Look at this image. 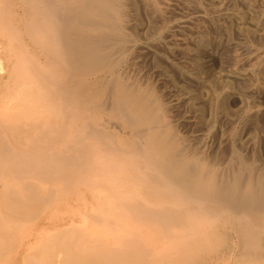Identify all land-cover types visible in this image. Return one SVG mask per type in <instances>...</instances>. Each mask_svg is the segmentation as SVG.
<instances>
[{"label":"bare ground","instance_id":"1","mask_svg":"<svg viewBox=\"0 0 264 264\" xmlns=\"http://www.w3.org/2000/svg\"><path fill=\"white\" fill-rule=\"evenodd\" d=\"M176 1L188 11L168 28L204 11L202 0H141L151 39L164 41L154 22ZM139 2L0 0V264H264L263 157L244 152L237 127L224 164L210 157L199 134H181L153 85L124 75L135 64L127 55L140 39L130 11L137 18ZM238 9L190 35L187 74L210 92L200 100L185 87L184 98L202 126L237 115L259 131L261 111L229 105L247 84L201 59L213 40L225 51L250 48L259 31ZM262 19L249 22L260 29Z\"/></svg>","mask_w":264,"mask_h":264},{"label":"rangeland","instance_id":"2","mask_svg":"<svg viewBox=\"0 0 264 264\" xmlns=\"http://www.w3.org/2000/svg\"><path fill=\"white\" fill-rule=\"evenodd\" d=\"M135 1L137 2L140 1L139 3L141 5L143 4L142 6L140 5L139 7L137 18H135L136 11L133 8L132 10H130L131 14L133 13L132 14L133 20H131L132 26L136 27V31L138 32L137 34H139L138 38L140 36V39L139 40L137 39L138 40L137 45L133 47L132 53L127 55L129 63L135 62L134 67L131 69L127 68V70L124 72V75L131 77L132 80L138 79L142 83H145V84L149 83L153 85L156 91L160 95H162L163 99L167 102V105L170 108L169 115L171 114V120L174 119V122H176L175 124L177 125V128L181 132V134L185 135L188 138H190V136L193 133L199 134V137L203 138V146L205 147L204 148L205 152L210 157H216L218 158V160H220L219 162L222 161V163L224 164L225 162L224 153H225V150L230 140V133L234 128L237 127L241 133L240 141L247 144L246 145L247 148L244 147L245 148L244 152L249 157L250 156L252 157L254 152L257 149H259L260 157H263L262 160H264V132H263L264 130L260 129L258 131V130L253 129V127L251 126L252 124L250 122L249 123L251 125H249V123L247 124L242 123L243 125L240 124L241 122L240 120H238L237 115H235V117H231V119L227 118V120H230V121H227L224 115L219 114L217 118L214 119V121L211 123L210 126L209 125L202 126V124L199 122V119H197L195 110L190 109L191 107L187 106L185 98L188 94L187 92H185L186 90H184V88L186 87L185 89L189 88V90L192 91V93L200 94L201 95L200 100H205L207 99V97H209L208 95H209L210 89L208 87L199 86V84L195 82L193 77H190V75L187 74L189 69H191L193 66L192 56L190 55V52H189L190 50L189 48L194 47L193 45L194 41L192 40L193 37L191 36L199 32V30L206 31L208 29L207 27V24L209 22L207 20L208 17H212V16L218 17L217 15L219 13L223 14L224 11L226 12V11H229L230 9L239 8L240 10L238 9V11L243 12L244 14H247L246 18H248L247 22L249 23L248 24L249 27L252 26L250 28H252L253 30L257 29L259 31L258 34L254 36L255 38L253 37L250 39L249 41L251 44L250 48L247 49V51L246 50L244 51L243 49H240V48H236L235 50L233 48L231 50L225 51L226 49H223L221 47L215 48L216 45L213 44L214 42L213 40L212 44H210L211 46L209 45V47L213 48L215 46L214 49L210 48L211 53H208L207 51L206 54L201 55V59L204 62H208L207 63L208 65L209 64L212 65L216 76L219 75V77L220 78L222 77L224 80L230 79L229 81L235 82L236 84H238V81L239 82L241 81L247 84V87L250 90L248 89V92L246 93V95L244 96L239 95L238 91L231 93V95L229 94V103H230L229 105L231 106L233 111L234 110L235 112L241 111V110L243 111L244 108L246 109V112L249 110L247 113H250V112L252 113L254 111L255 112L261 111L263 113L262 119H264V88H263L264 87V69H263L264 68V64H263L264 62L263 61L264 59V31H263L264 27L258 29V28H255L253 23L249 22L252 16H254L255 19H259V18L262 19V17H264V0H254L253 1L254 4L251 7L252 9L247 8V6L241 0H238L236 2L237 4L234 2H230L231 0H202L201 2L203 5V9H204L203 12L197 13V11L192 10V12H195V13L190 14L191 16L188 19H186L187 22L185 21V23L180 24V27H175L172 24L171 26H169L170 28L169 29L168 26L165 25L166 20H168L169 18L173 16L181 17L182 14H185L184 12L188 11V10L185 11L184 6H182L179 2L177 3L176 1V3L174 2L175 4L173 7H171L168 11L165 10L164 18L166 19L164 18L162 20L158 19L157 21L154 22L155 26L158 24L156 27L158 30H160L159 32L165 33V34L163 33V36H162L164 37V41L163 40L156 41V40L151 39V36L153 35L151 32L152 31L151 25L153 26V23L151 22L152 21L150 17L151 9L149 10L150 7L147 4L148 2L142 3L141 0H135ZM217 1L219 2V4L216 3ZM215 4L219 5V8L216 7L217 5ZM225 5L229 6L227 7L228 10L225 9L226 8ZM221 6L222 8H220ZM232 11H229L226 13L229 14ZM262 20H264V18ZM232 21H233V25L237 26L238 22L241 20H237V17H236V22H235V17H234ZM222 22L228 23V20L222 19ZM165 26L166 28H168V30L164 28ZM236 26L233 29L234 30L233 38L235 40H238L239 38L241 39L242 37L238 34ZM162 28L166 30L163 31ZM214 36L211 35L210 38L214 39L216 37ZM221 37L224 38L223 39L224 43H227V39L225 42V38L227 37L224 36L223 33L221 34ZM166 46H168L169 49ZM228 52L230 53L231 58ZM1 56L3 57L2 59L4 61V64H5L4 66L6 68V65H7L6 59H4L3 54H1ZM259 58L261 59L263 58L262 61ZM259 62H260V65H258ZM261 63L263 65H261ZM255 68H258V69H255ZM234 71H237V72L235 73ZM4 72L5 71H2L1 66H0V76ZM170 76L173 77V79ZM244 76H246V78ZM249 81L251 85L249 84ZM256 88L258 89V91L255 92V95H254V93H251L250 91L255 90ZM222 89H221L222 91L220 90L221 92L227 90L226 88L225 89L222 88ZM259 92H262L263 94ZM178 99L181 101H179ZM111 124L115 125L114 122ZM193 143H195V141H193ZM221 156L223 157V160H221ZM88 198H89L88 201L90 200L94 201L93 195L89 194Z\"/></svg>","mask_w":264,"mask_h":264}]
</instances>
